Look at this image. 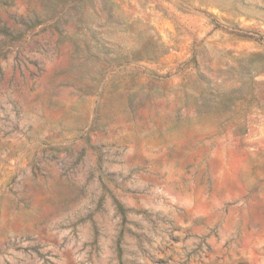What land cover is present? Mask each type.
I'll return each instance as SVG.
<instances>
[{"label":"rangeland","instance_id":"374dc122","mask_svg":"<svg viewBox=\"0 0 264 264\" xmlns=\"http://www.w3.org/2000/svg\"><path fill=\"white\" fill-rule=\"evenodd\" d=\"M0 21V264H264V0Z\"/></svg>","mask_w":264,"mask_h":264},{"label":"trees","instance_id":"16d2710c","mask_svg":"<svg viewBox=\"0 0 264 264\" xmlns=\"http://www.w3.org/2000/svg\"><path fill=\"white\" fill-rule=\"evenodd\" d=\"M0 34L6 37H9L12 35L11 31L6 26L1 24V21H0ZM114 201H115L116 209L118 210V212L120 213L124 221H127L128 220L127 215L129 212H131V209L125 207V205L118 199H115ZM121 244H122V239L120 238L119 243H118V251H119L120 256L122 255Z\"/></svg>","mask_w":264,"mask_h":264}]
</instances>
